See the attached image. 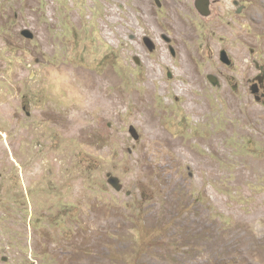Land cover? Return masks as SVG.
Wrapping results in <instances>:
<instances>
[{
  "label": "rangeland",
  "instance_id": "rangeland-1",
  "mask_svg": "<svg viewBox=\"0 0 264 264\" xmlns=\"http://www.w3.org/2000/svg\"><path fill=\"white\" fill-rule=\"evenodd\" d=\"M124 12L0 0V264H264V105L127 66Z\"/></svg>",
  "mask_w": 264,
  "mask_h": 264
},
{
  "label": "flooded vegetation",
  "instance_id": "flooded-vegetation-1",
  "mask_svg": "<svg viewBox=\"0 0 264 264\" xmlns=\"http://www.w3.org/2000/svg\"><path fill=\"white\" fill-rule=\"evenodd\" d=\"M119 1L125 8L119 32L127 50V66L135 70L150 67L152 57L158 56L193 71L199 91L218 102L221 109V100L244 92L264 105V64L260 61L264 57V33L260 37L264 24L252 2ZM112 19L115 21L116 15ZM244 62L250 66L247 73ZM167 77L174 76L168 72Z\"/></svg>",
  "mask_w": 264,
  "mask_h": 264
},
{
  "label": "water",
  "instance_id": "water-1",
  "mask_svg": "<svg viewBox=\"0 0 264 264\" xmlns=\"http://www.w3.org/2000/svg\"><path fill=\"white\" fill-rule=\"evenodd\" d=\"M20 35L28 40V41H32L34 39V35L33 33H31V31L29 29H23L21 32H20ZM214 84V83H213ZM129 134L131 135V137L134 139V140H138L139 139V135H138V132L137 130L133 127V126H130L129 127ZM107 183L115 190V191H121L122 189V184L119 180V178H117L116 176H113V175H108V179H107Z\"/></svg>",
  "mask_w": 264,
  "mask_h": 264
},
{
  "label": "clouds",
  "instance_id": "clouds-1",
  "mask_svg": "<svg viewBox=\"0 0 264 264\" xmlns=\"http://www.w3.org/2000/svg\"><path fill=\"white\" fill-rule=\"evenodd\" d=\"M135 128V127H134Z\"/></svg>",
  "mask_w": 264,
  "mask_h": 264
}]
</instances>
